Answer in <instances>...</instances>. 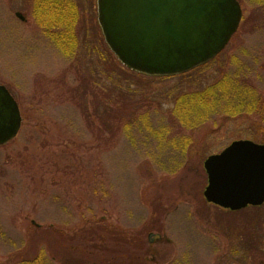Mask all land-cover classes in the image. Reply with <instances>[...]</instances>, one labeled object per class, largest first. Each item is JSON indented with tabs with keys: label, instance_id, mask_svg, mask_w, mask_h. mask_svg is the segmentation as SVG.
<instances>
[{
	"label": "rangeland",
	"instance_id": "obj_1",
	"mask_svg": "<svg viewBox=\"0 0 264 264\" xmlns=\"http://www.w3.org/2000/svg\"><path fill=\"white\" fill-rule=\"evenodd\" d=\"M62 2L48 14L38 0H0V84L22 116L17 137L0 146V264H16L31 235L26 255L34 257L53 232L61 233L46 238L49 255L78 264H264V206L232 212L203 196L209 156L236 140L264 144L255 102L243 104L249 113L221 111L192 130L171 123L178 97L236 72L264 95V2L238 0L242 21L225 50L165 77L118 61L97 0ZM54 33H63L59 44ZM108 93L139 116L132 125L109 131L94 116ZM207 112L193 108L186 119ZM74 234L81 243L63 244Z\"/></svg>",
	"mask_w": 264,
	"mask_h": 264
},
{
	"label": "water",
	"instance_id": "obj_2",
	"mask_svg": "<svg viewBox=\"0 0 264 264\" xmlns=\"http://www.w3.org/2000/svg\"><path fill=\"white\" fill-rule=\"evenodd\" d=\"M97 11L118 61L151 77L184 74L214 60L243 16L238 0H97ZM21 125L17 101L0 85V146L15 139ZM204 169L207 203L233 212L264 204V144L234 141L209 156Z\"/></svg>",
	"mask_w": 264,
	"mask_h": 264
},
{
	"label": "trees",
	"instance_id": "obj_3",
	"mask_svg": "<svg viewBox=\"0 0 264 264\" xmlns=\"http://www.w3.org/2000/svg\"><path fill=\"white\" fill-rule=\"evenodd\" d=\"M40 3V8L47 12L48 14H51V9L54 7L55 13L60 12V8H62V0H38ZM259 2L263 3V0H259ZM43 22V21H42ZM44 23V22H43ZM57 23L51 25V28H56ZM63 34V33H62ZM62 34L54 33V35L51 37L54 42L58 43L62 41ZM66 34V33H64ZM73 40H75L74 35L71 36ZM73 51L75 50V46L72 47ZM107 72L110 73V71L107 70ZM113 95L111 93L106 94V101L104 108L102 109V112H100V108L94 107V116L104 118L103 125L106 126V130L112 131L113 129L116 130V124L117 123H123L127 122L126 125H132L133 122L138 119H134L135 116H133L132 113L128 112L127 109L121 108V103L117 100V98L112 97ZM251 98L255 102L256 106L254 110L256 111V114L259 115L264 123V95L258 94L256 90L249 86L247 82L242 81V74L240 72H236V74L233 75H227L221 80H219L216 84L206 87L202 91H196L191 93H184L180 97H178L175 101V108L173 109V112L171 113V123L173 125H178L181 128H187V129H195L199 127L200 124H203L206 119L211 118L213 115L219 114V112L223 111L224 113H227L232 116L241 115L243 113H249L250 111L244 107L243 104L246 103V99ZM230 101V104L235 106L231 107H223L222 104L226 101ZM69 100H67L68 102ZM123 102V100L121 101ZM196 109L199 111H205L207 110V114L204 117L197 118L196 120H187L186 117H188L192 113V109ZM99 109V110H98ZM252 109V108H251ZM87 115V112H86ZM126 118L128 121H126ZM88 119V117H87ZM264 127V125H263ZM102 133V131H100ZM262 142L264 143V135ZM63 157L66 156L64 150ZM261 207H257L259 209ZM84 232V231H83ZM55 233V236L53 238V235L46 237L41 236L40 242L43 246L40 249V251L33 257H29L26 254L29 250H34V246L37 242V239L34 237V235H31L29 238V248L26 249L21 248L20 254L17 258L18 261H16V264H78V259H65L60 254H57L54 251H51L50 255L45 245H47L46 238H52L56 239V234H60L61 232H53ZM92 232H90V235ZM75 235V234H74ZM83 235V233H81ZM63 235H59V238H62ZM86 237V236H85ZM39 238V236H38ZM61 241V240H60ZM59 241V242H60ZM65 244L66 246L69 245L72 241H76L77 243L82 242V236L80 235H70L66 238ZM79 245V244H78ZM27 247V246H26ZM67 248V247H66ZM65 248V249H66ZM71 248H68V250ZM73 252V251H72ZM57 259H60L61 261L57 262Z\"/></svg>",
	"mask_w": 264,
	"mask_h": 264
}]
</instances>
